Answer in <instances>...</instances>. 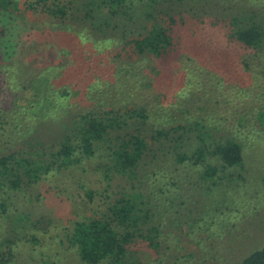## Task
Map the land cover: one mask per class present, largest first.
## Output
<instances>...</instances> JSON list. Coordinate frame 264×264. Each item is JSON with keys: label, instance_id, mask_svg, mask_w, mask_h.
Masks as SVG:
<instances>
[{"label": "rangeland", "instance_id": "rangeland-1", "mask_svg": "<svg viewBox=\"0 0 264 264\" xmlns=\"http://www.w3.org/2000/svg\"><path fill=\"white\" fill-rule=\"evenodd\" d=\"M92 1L0 6V158L28 145L50 148L75 114L137 106L159 129L180 123L197 129L200 122L214 141L237 140L243 167L203 180L204 167L179 164L154 146L134 178L106 174L99 153L13 194L16 210L0 221V237L16 239L10 231L19 215L26 236L12 264H86L65 235L76 220L100 217L131 196L151 216L140 222L120 264H242L264 247V44L247 48L230 33L234 17L264 28V0H251L257 13L244 15L221 0H145V7L163 11L157 15L173 41L153 64L127 58V41L150 28L145 17L125 38L98 31L84 21ZM49 10L68 18L63 23ZM143 167L150 174L141 183Z\"/></svg>", "mask_w": 264, "mask_h": 264}, {"label": "trees", "instance_id": "trees-1", "mask_svg": "<svg viewBox=\"0 0 264 264\" xmlns=\"http://www.w3.org/2000/svg\"><path fill=\"white\" fill-rule=\"evenodd\" d=\"M144 1L93 0L85 11L84 21L87 19L92 28L102 32H116L124 38L132 31L131 27L136 24V19L141 15L145 17L150 24L147 33L127 41L129 63L134 56L136 62L155 61L173 47L169 27H165V21L159 18L163 11L157 13L155 6L149 7L150 9L145 7ZM221 2L228 4V10H239L241 15L246 11L257 13L251 0H243L240 3L239 0ZM9 4L10 0H0V6L3 8L7 9ZM141 8H145V11L139 15ZM49 12L53 15L59 13V19L63 23L68 18L62 10ZM174 22L171 18L170 23ZM231 24L233 28L230 36L245 47L260 48L264 44V28L255 20L234 17ZM125 71L127 69H121L126 75ZM97 90L100 92L101 89ZM72 117L63 138L50 148L28 145L26 149L0 158V221L5 217L8 219V216L12 215L11 212L16 210L12 205L15 192L38 184L52 173L81 165L82 161L92 159L99 153V157L107 161L105 165L100 166L105 169L106 174L132 175L134 178L138 177L137 171L142 167V163H147L154 146L155 153L162 149L179 164L204 167L201 175L203 180L219 177L221 171L230 168L243 167L244 154L241 143L234 139H227L225 142L212 140L213 137L200 122L196 125L197 129H187L182 123L176 128L159 129L151 122L148 110L137 106L134 109L91 110ZM203 119L199 121L203 122ZM150 123L152 127L149 126ZM146 127L152 128L151 134L145 130ZM147 135H151L152 143ZM184 138L188 139L187 152L183 151ZM211 157L218 165L209 162ZM143 171L141 183H144L150 174L147 168L143 167ZM153 174H162L161 169ZM88 198L90 202L93 201L92 192L88 193ZM149 216L150 210H143L134 196H131L119 200L100 217L76 220L65 237L69 246L77 251L80 259L86 264H101L104 261L120 264L128 256L129 247L138 235L136 230L139 229L140 222ZM24 219L26 218L20 215L13 219L18 225L10 232L16 239L13 236L0 237V264H12L17 257L19 242L26 236ZM242 264H264V247L246 257Z\"/></svg>", "mask_w": 264, "mask_h": 264}]
</instances>
